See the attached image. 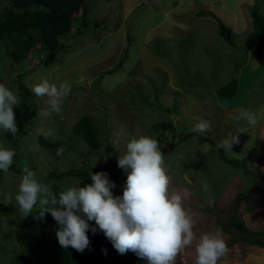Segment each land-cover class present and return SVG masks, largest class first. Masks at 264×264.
I'll use <instances>...</instances> for the list:
<instances>
[{"label": "rangeland", "instance_id": "obj_1", "mask_svg": "<svg viewBox=\"0 0 264 264\" xmlns=\"http://www.w3.org/2000/svg\"><path fill=\"white\" fill-rule=\"evenodd\" d=\"M259 4L260 14L264 16V5ZM252 5L253 0H86L84 8L89 24L79 35L62 40L64 49L51 65H39L32 56L33 49L27 54L22 69L7 67V61L0 58V84L15 95L14 77L25 71L19 83L30 92L28 102L34 112L29 129L22 133L12 165L22 162L37 181L53 166H68L70 161L77 166L86 159L113 172L114 168L105 165L103 155L90 153L83 147L80 153L71 147L66 153L58 148L59 158L54 159L52 153L38 146L36 138L41 129H52L53 135L49 137L52 141L62 140L68 127L83 115L95 123H105L106 140L118 157L125 153L126 142L132 137L147 136L156 140L150 126L159 120L171 123L176 129V139L179 134L193 132L192 128L200 120L209 122L208 131L193 132V136L172 149L168 147L171 134L158 143L164 155L163 167L170 179V191L183 195V190H188L183 206L194 217L193 231L197 237L178 254L176 264H195L199 237L217 233L215 219L206 213V207L224 211L235 195L245 194L249 183L254 184L240 171L224 166L221 157L244 161L248 176L259 172L264 177V120L250 126L244 116L264 108V77L236 111L218 108L211 94L234 78L235 69L245 61ZM10 7L11 0H0V13ZM215 18L231 31L232 45L218 37ZM81 19L79 13L76 22ZM263 56L264 49L253 63ZM122 57L124 60L118 66ZM111 69L113 74L102 75ZM8 79L13 81L7 83ZM44 79L57 86L67 82L71 87L60 112L50 117L39 115L40 110L49 107L48 98L36 97L31 91ZM138 94L142 98L140 102H136ZM121 128L128 136L117 145L113 143L114 133ZM229 132L239 142L232 146V152L222 148L219 151L217 142L227 138ZM0 148L13 150L6 139H0ZM20 182L21 176L11 169L0 175V264L10 263L9 257L13 251L17 252L13 246L20 241V236L31 234L29 218L33 212L25 217L15 202ZM72 186L78 185L74 180L63 179L60 191ZM9 193L12 203L6 200ZM236 215L248 231L264 230V182L259 187L255 211L246 213L240 205ZM220 235L227 244L228 235ZM227 246L228 253L217 264H264V245L239 241Z\"/></svg>", "mask_w": 264, "mask_h": 264}, {"label": "clouds", "instance_id": "obj_2", "mask_svg": "<svg viewBox=\"0 0 264 264\" xmlns=\"http://www.w3.org/2000/svg\"><path fill=\"white\" fill-rule=\"evenodd\" d=\"M251 48L246 51L245 60L247 52ZM260 51L261 48L255 58ZM81 83H83V79H81ZM31 91L36 97L46 96L48 98L49 107L40 110L39 115L50 117L52 113L60 112L62 101L69 95L71 87L67 82H62L57 86L44 79L35 84ZM18 103V96L0 84V128L11 133L13 137L18 132L13 110ZM244 116L250 126H255L259 120H264V108H261L259 113H244ZM209 129L210 123L200 120L194 125L192 131L204 133ZM41 133L45 138L53 135L52 129H41ZM127 136L128 134L121 128L120 131L114 133L113 143L118 145L121 139ZM238 142V137L229 132L227 138L217 142L216 147L232 152V146ZM160 147L155 139L147 136L132 137L126 142L125 153L117 158L118 167L123 169L127 176L122 196H114L112 189L116 185L109 180L107 173L98 172L91 173L92 183L90 185L68 187L60 191L57 198L50 192L48 186L37 181L31 170L24 169L26 174L23 175L18 193L15 195L18 210L26 217L33 212L38 197L41 206L50 203L51 207L43 208L40 211V216L43 217L45 211L51 214L58 225L56 238L64 249L71 247L77 252L83 253L90 244L87 232L91 231L96 234L97 230H100L120 254L132 251L139 258L146 260L147 264H176L178 254L192 245L197 237L193 231L194 217L183 206V199L188 195V190L184 189L183 195L179 191H170V179L163 167L164 155L160 151ZM15 155L13 150L0 148V170L7 172ZM234 159L236 158L221 157L220 161L223 163V160ZM236 161L239 160L236 159ZM223 165L228 166L225 163ZM243 165L245 167V163ZM255 174H258L264 182V177L259 172L249 174V176L248 173L247 176L243 175L253 180L254 184L250 186L249 183L245 194L235 195L226 211L232 207L237 196L246 195L249 189L255 185L256 180L253 178ZM6 200L8 203H12L13 197L10 193L6 194ZM240 205L244 209L242 200L238 199L232 217L236 215ZM212 209L220 210L213 206L206 212L215 219V215L210 212ZM226 211L221 210L220 212ZM84 215H86L87 221H95L97 227H90L82 218ZM216 226L217 224L215 225L217 230L218 226ZM218 231L224 233L219 229ZM219 232L214 235L202 234L199 237L195 246V264H217L218 260L228 253L227 245H233L239 241L246 242L244 240L230 242V236L225 233L226 236L228 235L226 244ZM245 232L253 233L247 229ZM260 233L264 232L260 231L256 234Z\"/></svg>", "mask_w": 264, "mask_h": 264}, {"label": "trees", "instance_id": "obj_3", "mask_svg": "<svg viewBox=\"0 0 264 264\" xmlns=\"http://www.w3.org/2000/svg\"><path fill=\"white\" fill-rule=\"evenodd\" d=\"M85 2L86 0H11V7L0 13V51L2 52L0 58L3 57L7 61V67L19 66L22 69L27 54L33 49L34 54L32 56L37 59L38 64L48 67L57 60L58 53L64 49L62 40L79 35L82 29L89 24L84 8ZM259 3L264 5V0H253V5L249 12L251 31L246 36L245 56L246 51L256 41H259L261 50L264 48V16L260 14L259 8L261 4ZM79 13L82 19L76 22V17ZM214 20L218 37L227 44L232 45V35L229 28L218 18ZM72 31L74 32L70 34ZM123 60L124 57L120 59L118 66ZM8 71L10 70L8 69ZM112 72V69L107 70L102 75H111L113 74ZM24 73L25 71H22L14 77L19 98V103L13 109L18 135L13 137L11 133L5 132L0 128V139H6L13 147L16 156L18 155L16 148L21 143L22 133L29 129L34 117L33 109L28 102V96L31 94L19 83ZM234 73H237V68ZM12 81L8 79L7 83ZM235 86L236 75L234 78L219 85L216 92L219 95L230 97L234 94ZM140 99L142 98L138 94L136 102H140ZM162 111L166 112L167 110ZM79 117L68 127L67 135L62 140L52 141L49 137L45 138L40 132L36 138L38 146L52 153L54 159L59 158V154H57L58 148H62L63 152L66 153L68 148L71 147L76 153H80L79 150H82L81 148L83 147L85 151L87 150L99 156L103 155L105 165L114 168V171L109 173L99 165L89 162V159L77 166L72 165L70 161L69 164L71 165H60L61 168L56 165L46 170L45 176L38 182L48 186L50 192L58 198L60 183L63 179L74 180L78 186L84 187L86 184L90 185L92 183L90 179L91 173L105 172L108 174L109 180L116 185L112 189L114 191L113 195L122 196L123 190L121 187L126 182L127 176L124 170L117 165V158H119L117 151L106 140L105 123H99L98 121L95 123L85 115ZM150 129L156 134L158 143L166 137V134H171L168 143L170 149L176 145L183 144L187 138L194 135L193 132L179 134L177 135L178 139H176L174 133L176 129L169 121L163 120L152 123ZM58 137L61 138V136ZM214 145L212 148H214ZM65 155L62 157H65ZM223 163L247 176L243 161H236V159L223 160ZM9 169L19 174L21 179L26 174L24 172L26 168L22 162L11 165ZM29 170L31 169L29 168ZM2 171L0 170V175ZM39 199L38 197L35 208H33V214L29 218L32 225L31 234L29 236H20V241L13 246V249H17V252L13 251V254L9 257L10 263L8 264H147L146 260L139 258L132 251H128L125 254L118 253L100 230H97L96 234L91 231L87 232L90 244L83 253H79L71 247L62 248L56 238L58 225L51 214L45 211L43 217L40 216V211L43 208L51 207V204L41 206ZM209 209L210 207L206 209V212ZM82 218L85 219L90 227H97L95 221H87L86 215L82 216ZM230 223L246 231L242 221L236 215L232 217ZM228 244L231 243L228 242ZM252 244L264 245V242H254Z\"/></svg>", "mask_w": 264, "mask_h": 264}, {"label": "water", "instance_id": "obj_4", "mask_svg": "<svg viewBox=\"0 0 264 264\" xmlns=\"http://www.w3.org/2000/svg\"><path fill=\"white\" fill-rule=\"evenodd\" d=\"M260 49L259 41H256L252 48L247 52V57L242 66L237 69L236 86L234 94L230 97L222 96L213 91L214 101L217 107L224 111H236L241 109L247 94L257 88L258 82L264 77V57L253 63L255 56ZM253 178L256 180L246 195L237 196L234 199L232 207L222 213L216 209L210 212L216 217V224L218 229L230 236V242L235 240H244L246 242H263L264 233H248L240 230L237 226L229 223L232 215L235 212L238 199L242 200L246 212L251 213L254 211L258 200V188L263 182V179L255 174Z\"/></svg>", "mask_w": 264, "mask_h": 264}, {"label": "flooded vegetation", "instance_id": "obj_5", "mask_svg": "<svg viewBox=\"0 0 264 264\" xmlns=\"http://www.w3.org/2000/svg\"><path fill=\"white\" fill-rule=\"evenodd\" d=\"M226 210H227V209H226ZM226 210H225V211H226ZM220 211H221V210H220ZM240 220H241V219H240ZM230 221H231V220H230ZM230 221H229V223H230ZM241 221H242V220H241ZM230 224H231V223H230ZM242 224H243V222H242ZM215 225H216V218H215ZM232 225H233V224H232ZM243 225H244V224H243ZM216 227H217V226H216ZM217 232H219L218 229H217ZM219 233H220V232H219ZM221 234H222V233H221Z\"/></svg>", "mask_w": 264, "mask_h": 264}]
</instances>
